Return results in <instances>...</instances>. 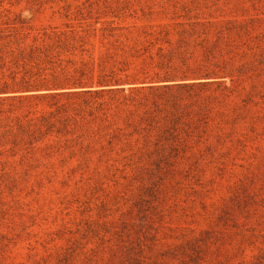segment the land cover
Returning <instances> with one entry per match:
<instances>
[{
  "label": "rangeland",
  "instance_id": "374dc122",
  "mask_svg": "<svg viewBox=\"0 0 264 264\" xmlns=\"http://www.w3.org/2000/svg\"><path fill=\"white\" fill-rule=\"evenodd\" d=\"M0 77V264H264V0H0Z\"/></svg>",
  "mask_w": 264,
  "mask_h": 264
},
{
  "label": "trees",
  "instance_id": "16d2710c",
  "mask_svg": "<svg viewBox=\"0 0 264 264\" xmlns=\"http://www.w3.org/2000/svg\"><path fill=\"white\" fill-rule=\"evenodd\" d=\"M164 37V36H163ZM161 38V39H166L164 41H168L167 38ZM164 49V47H159L157 49V54L159 55H163L162 53V50ZM166 72V71H165ZM185 74H183L182 76H184ZM89 84H93V83H96L98 85H114V84H119L121 83L122 81H124L125 79H121L119 77H116V76H113L111 74H99L97 76V79H95L94 81L91 79V77L89 76ZM154 79H159V80H162V81H170V80H178L179 79V72L178 73H171V72H168V74H164L163 76L161 77H156V78H148L149 81H154ZM12 83V84H11ZM14 82L10 81H6V80H2V78L0 77V90H8L9 88H14V85L13 84ZM77 84H80L81 82H75ZM9 84H11V86H9ZM163 87H171V86H177L179 87V82H174V83H164L162 84ZM149 87H152V85H148ZM107 90H111V88H108Z\"/></svg>",
  "mask_w": 264,
  "mask_h": 264
}]
</instances>
